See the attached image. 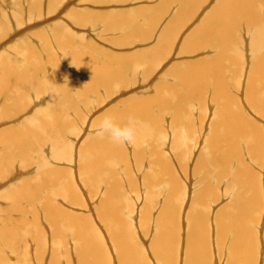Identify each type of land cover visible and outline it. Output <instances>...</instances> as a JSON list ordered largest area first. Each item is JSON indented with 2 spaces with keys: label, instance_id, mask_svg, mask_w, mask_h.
Returning <instances> with one entry per match:
<instances>
[{
  "label": "bare ground",
  "instance_id": "bare-ground-1",
  "mask_svg": "<svg viewBox=\"0 0 264 264\" xmlns=\"http://www.w3.org/2000/svg\"><path fill=\"white\" fill-rule=\"evenodd\" d=\"M204 2L205 0H162L152 10L148 8L149 11L142 9L132 13L134 18H146L148 25L140 37L149 38L159 26L156 23L158 19L161 22L171 7L178 4L174 17L170 18L173 21L169 19L164 25L162 34H159L161 37H158L153 46L133 52L127 57L113 58L116 61H108V58L89 46L82 51L72 50L71 54L63 52L68 61L55 64L61 57L60 52L45 51L57 44L66 49L72 42V34L68 29L65 34H58L53 42L33 44L30 39L22 40L23 44L18 45L19 47L7 46L4 52L1 51L0 120L11 117L23 106L26 107L33 92L46 93L49 97L40 101L38 95L36 98L39 102L31 103L40 107H35V113L24 118L18 125L12 124L8 129L0 130V181L8 178L12 180L8 183L9 186L0 189V264H113L114 260L117 264H216L223 256L225 264L258 263L262 232L264 237V175H259V169L258 174L252 170L254 165L248 164V160L245 162V154L249 155L258 146L262 147L264 126H251L250 120L256 119L238 109L240 103H237V94L240 89L237 92L236 89L240 87L237 85L240 82L236 78L250 55L244 51L247 47L242 44L243 37L248 33L254 58L252 61L248 59L249 70L245 77L247 81H244L246 84L243 85L244 95L250 105L263 114L264 0H216L205 11L200 23L185 35L182 44L186 53L202 49L201 53L211 52L210 55L187 62L181 69L178 65H172L165 72L167 78L169 74L177 78L175 83L159 80L155 86H148L129 96L126 103L122 104L121 101L110 107L106 116H112L117 123H125L130 115L136 118V135L130 143L134 145L133 149L128 144L127 148L125 143L115 144L107 136L97 137L94 130L105 117L97 115L91 120L90 131H94L93 134L80 146L86 156L78 155L74 159L76 156L72 157V152L68 154L71 139L77 137L76 133L86 123L85 113L91 111L95 104L102 103L104 97L111 94V89H116V83H125L124 78L128 77L130 71L138 70L140 64L136 65L137 63L147 61L144 74L148 75V69L155 65L158 57L161 58L175 44L174 39L180 32L178 29L189 19L192 20L194 15H199L198 9L205 10ZM37 4V0H0V40L11 35V30L23 25L25 11L31 10L32 15V10L39 7ZM40 10L38 8V13ZM72 14L74 17L78 14L79 21L85 23L88 14L94 13L84 10L78 13L72 11ZM95 15L105 19L109 28L120 29L125 23L119 18L125 17L126 20L128 13ZM132 15L128 20L133 18ZM131 25L137 26L135 23ZM138 29L136 27L128 34L124 33L125 38H114V42L119 40L124 43L123 40L135 38ZM39 30L41 31L40 28ZM105 51H101V54L107 56ZM45 53H48L47 58L52 64L50 73L46 69L44 72L42 55H38ZM68 63L72 65L67 67ZM61 75L64 77L62 80L59 79ZM112 93L114 94L113 90ZM210 95H214L215 99H209ZM203 101H206V108H210L213 115L210 134L204 143L210 151L198 156L194 165L200 169L207 166L204 173H210L211 167L218 169L214 170L215 174L205 178L212 187L202 185L197 192L190 194L191 204L189 203L184 219L182 209L187 190L176 178H181L182 174L180 177L176 176L172 162L174 159L167 155L163 146L160 148L159 140H162L163 133H167L162 123L168 111L173 110L172 120L177 123V131L174 130L176 127H172L175 135L178 128L179 131L182 130L181 124H178L183 119L186 124L182 127L190 130L191 125H194L190 121L192 117L186 118L189 110L187 105L190 102L201 104ZM209 104L212 106H208ZM200 113L203 114L202 111ZM206 118H202V127L206 124ZM178 133L176 138L180 137L181 131ZM176 140L174 148L181 147L183 142ZM129 154H132L130 159ZM70 155L76 161L73 168L66 165L64 160L63 164L57 166L58 159H67ZM237 159L243 160L241 171L247 176V180L243 182V190H255L256 200L249 202L240 197L236 200L237 196L234 194L231 197L235 202L232 199L230 201V206L233 207H219L215 217L212 216L215 222L211 224L208 211H202L208 200L205 197L212 196L214 204L221 196L216 194L222 187L219 183L226 179L227 174L230 177V172H226L228 169L240 167L234 166ZM185 168L181 170L187 172ZM165 172L169 175L167 182ZM188 174L186 173L187 177ZM237 174L236 177L232 174V178L237 179ZM196 184L195 182L193 187L199 186ZM162 185H167V188H161ZM159 192H164V196L157 197ZM138 194L144 199L152 195L148 197L146 205H141L139 213H135L134 204L141 198ZM158 206L159 210L155 215L154 211ZM88 208L92 213L85 212ZM93 214L98 217L102 229L92 219ZM112 215H116L115 220L111 219ZM145 219L153 220L152 226L157 230V233L151 234L149 241L142 231L149 229ZM164 219L169 224L166 229L162 226ZM182 225H185L187 233L181 251L179 236ZM185 253L188 258H184ZM262 255L264 264V254Z\"/></svg>",
  "mask_w": 264,
  "mask_h": 264
},
{
  "label": "rangeland",
  "instance_id": "rangeland-1",
  "mask_svg": "<svg viewBox=\"0 0 264 264\" xmlns=\"http://www.w3.org/2000/svg\"><path fill=\"white\" fill-rule=\"evenodd\" d=\"M37 1H38V4H39V5L38 4L37 5L39 7L36 6L32 10V13H33L32 15H31V10H26L25 13H24L25 16H24L23 19L25 20L26 23L23 20V22H24L23 25L21 24V26H19V27L16 28V30H11L13 34L11 33V35L9 34L8 37H5V39L3 38V39L0 40V53H2L1 51L4 52V50L6 49L7 46H10L11 48L12 47H16L18 45L20 46V45L23 44V41H26V40H29V39L33 41L32 42L33 44L34 43H42V42H46V41L53 42V41L56 40L58 34H65L66 30L68 29V31L70 32V34H72V38L73 39L71 38L72 42L70 43V45L67 46L66 49L61 48L59 46V44H57L58 47L57 46H54V47H51L50 48L51 51H50V49H46V51H45V52H48V53H50V52L59 53L60 52V54H61V57L60 58L63 59V60H65V61L62 62L61 59L59 58L55 62V64H61V63H64V62H67L68 61V58L64 54H62L63 52L66 53V54H71V51L72 50L73 51H82V49L84 47H88L89 48V46H92L93 48H95V50H97L100 53L101 56L108 58L107 59L108 61H111V60H115L116 61L117 59H113V58H117V57L118 58H122L123 56L127 57L129 54H131L133 52L136 53L137 51L139 52L140 50L142 51V50L146 49V47L149 48V47L153 46L156 43V41H158V39L161 37L159 34H162V29H163L164 25L169 22V19L170 18H173L174 17V15L176 13V10H177V7H178V4H175L174 6H172L171 9H170V11H169V13L162 19L161 22L158 19V21L156 23H159V26H157L156 29L153 31L152 37H149V38H141L140 36H142L143 32H145L146 25H148L147 20H146V18H143V17L134 18V16L132 15V13L138 12V11H140L142 9L148 10V8H150L152 10L162 0H153V1L152 0H54V1L52 0V2L54 4L51 3V0H48V1L47 0H37ZM48 2H50V3H48ZM209 2H210V4H208ZM214 2H216V0H205V2H204L205 3V6H206L205 7V10L203 8L198 9L199 15H197V14L194 15L195 18L193 17L192 20L189 19L187 21V23L185 22V25H183V27L180 28V30L178 29V31H180V32L177 33L178 35H176V37H175L176 39H174V43L175 44H173L169 49H167L166 50L167 52L165 54H163L161 58L158 57V60L155 63L156 66L154 65L150 69H148V72H149L150 75L149 74L148 75L147 74H144L145 73V70H146L145 69L146 68L145 62H147V61H145V62L142 61V62L137 63L136 65H139L140 64L139 67H138V70H134V72H131L130 71L131 74L129 73L128 77L126 79L124 78L125 83H120V82L116 83L114 85V88H116V89H113L112 88L111 89V94L109 96L108 95L105 96L104 97V101L102 103L95 104L93 106V108L91 109V111L88 110L87 113H85L86 114V117H85L86 118V120H85L86 123H83V128L81 130H79V132L76 133L77 137L74 136L73 139H71V142H70L71 149L69 147L68 154L72 152L73 153V156L72 157H74V155L76 156V157H74V159H77L78 158V155H80L82 157L86 156V155H84V153L81 150L80 146L85 141V139L88 138V137H90L91 134H93V132H94V131H90V128H91L90 125H92L91 120L94 117H96L97 115L98 116L99 115H104V116L108 115L109 114L110 107L113 104L114 105L115 104H118L121 101H122L121 102L122 104L123 103H126L128 101L129 96L133 95L134 93L138 92L139 90H145V89H147L148 86H151V85L152 86H155L156 85L155 83L157 81L159 82V80H163V81H167V82H171V83L174 82L175 83L176 81H178L177 78L176 77H173L171 74H169L168 75L169 78H167L166 72H165L167 69H169L170 67H172V65H178L180 67V69H181V68H184L186 66L187 62L193 61L194 59H198V57L200 58L201 56L202 57H206L207 55H210L211 52L210 53H207V54L206 53L205 54L204 53H201L200 50H202V49H199V50H196V51H193V52L186 53L187 51L186 50H183L184 47H182L183 46L182 44H184V41L183 40H185V37H186L185 35H187L188 32H190V31L193 30L192 27H194L195 25H197L198 23H200V21L202 20V17L204 16L205 11H207L209 9V7L212 4H214ZM26 4H27V2L25 3V5ZM57 4H58V6H57ZM25 5H23V6H25ZM38 8L41 9L40 10V13H38ZM84 10H86V12L88 11V12L94 13V14H88L87 18L84 21L85 23L79 21L78 14H75V17L72 14V11L78 13V12H81V11H84ZM122 12L123 13H128V15L126 17V20H125V17H123L122 15L121 16L123 18H119V19H122L123 20V24L125 23V25L122 24L123 26H121L120 29H118L119 27H117V28H114L115 30L112 29V28H109L106 25V23L104 22L105 19L102 20L101 18H97L96 15H95L96 13H101V15H106L107 16V15H111V14H114V15L121 14ZM130 14L133 16V18L131 20H128L129 17H130ZM27 15H29V16L31 15L30 18L33 19V20L28 19V16ZM92 15H93V17H92ZM32 16H33V18H32ZM36 16H37V18H36ZM11 18H13V16H11ZM263 18H264V16H263ZM77 19H78V21H77ZM170 20L173 21V19H170ZM131 21H132V23L137 24V26L135 25V27H133V25H131L132 24ZM53 24H55V25H53ZM64 24H65V26H63ZM138 24H139V26H138ZM169 24L171 25V22ZM136 27H137V29L139 27L138 30L140 32L137 30V34L135 35V38L133 37V38H131V40H123L124 43L122 41H119V40L117 42L116 41L114 42V38L115 39L116 38H121V37L125 38L126 35L124 33H127L128 34L129 32H132L131 30H134ZM39 28L41 29V31L39 30ZM55 28H57V29H55ZM47 29H48V31H47ZM44 30H46V31H44ZM176 31H175V33H176ZM31 33H32V35H31ZM46 33H47V35L50 34V36L48 37L46 35ZM33 34L34 35L36 34V36H34ZM44 35H45V37H44ZM62 36H64V35H62ZM245 36L246 37H243L244 41L242 40L243 41L242 44H244L243 46H246L247 47V49H244V51L247 52L248 54H250L249 57H248V59L252 61V59L254 58V55H253L252 48H251L252 46H250L251 39H249L248 33ZM36 37H38V38H36ZM19 38H20V40H19ZM245 40H247V41H245ZM81 45H82V47H81ZM4 46H5V48H4ZM79 46H80V48H78ZM53 48L55 50H53ZM19 49H17V50H19ZM103 50L104 51L106 50L105 52H107V54H108L107 56H104L103 53L101 54V51H103ZM48 53L47 54L46 53L45 54H38V55H42L43 65L45 66V68H43L44 72H45V69H46L47 73H50L52 71V68H51L52 67V64L49 61L50 59L47 58L48 57ZM114 53L116 55H114ZM117 54H118V56H117ZM44 55H45V57H44ZM245 58H247V57H245ZM164 59H167V60H164ZM248 59H246L247 61H246L245 65H244V68L242 70L243 73L242 72L240 73L241 75L243 74V76H241L238 73V76L236 78V80L240 82L239 84H237L240 87L236 89V92H237L238 89H240L238 91V94H237V100H238L237 103H238V105L240 103L238 109L243 110L248 117L253 118V119H256L254 121L253 120H250V122H249L250 125L253 126V127H255V128H259L260 125L264 126V113L261 114L260 112H257L256 109L253 108L250 105V103L248 102V100L245 98V95H244L245 87L243 85L246 84V83H244V81L245 82L247 81V80H245V77L247 76V72L249 70V61H248ZM71 63H68L66 66L68 67L69 65H72ZM239 66H242V64L239 65ZM71 68L72 67H70L69 70H71ZM139 69H141V70L139 71ZM144 75H147V76H144ZM59 77L58 78L61 79V80L64 79V77L62 75L59 76ZM171 78H173V79H171ZM240 78H241V80H240ZM128 82H130V83H128ZM237 85H235V87ZM112 90L114 91V94L112 93ZM209 94H211V92ZM209 94H207V95H209ZM38 95L40 96L39 97L40 98V101L43 100V99L46 100L49 97V94H46V93H40L39 94L38 92H33V94H30V96H29V102L26 105V107L23 106L20 110L14 112L13 114L11 113L12 114V115L10 114L11 117L9 116L8 118L6 117V118L0 120V130L1 129L2 130L3 129H8V128H10V126H13V125L14 126L15 125H18L20 122H22V120L24 118H26L27 116H30L33 113H35V110H37L38 108H40L38 106V104L37 105H33V104H35V102L36 103L39 102V99L36 98V97H38ZM213 96L210 95L209 96V99H211ZM32 99H34L36 101H34V100L31 101ZM126 99H127V101H126ZM213 99H215V97H213ZM208 102L209 101L207 100V103ZM31 103H33V104H31ZM190 103H189V106L187 105V107H188L189 110L186 113L187 114L186 118L189 117L187 119H191L190 117H192V120H190V121L193 122L194 125H191V129L190 130L187 129V128L182 127L184 124H186L185 123V121H186L185 119H183L178 124V125L181 124L182 130H180V131H181V135L183 137L181 135H180V137L183 140L180 137L176 138V136H177L176 134L178 132L180 133L179 128H178V132L177 133L175 132L176 134L174 135V130L177 131L176 130L177 129V126H176L177 123H175L172 120L171 113L173 112V110L168 111V112L166 111L167 112V116H166L164 122L162 123V125H164L165 132H167L168 134L165 133V135H164V133H163L162 140H159V142H160V148H162V146H163V149H164L165 152H167V155L169 157L171 156L170 157L171 159L172 158L174 159V160L172 159L173 160L172 162H173V165H174V169H176L175 170L176 176H179V175L181 176V174H182L181 178H178V177H176V178L180 181V183L182 185H184L185 191L187 190L186 191L187 192V198H186L185 203H184V208L182 209V215L184 216V219H186V216H185L186 213L185 212H188L187 209H189L188 206H189V203L191 202V197H189L190 194L192 195L194 192H197L200 187L202 188V185L203 186L204 185L211 186V183L208 180H205V178H206L207 175L210 176L212 174H215L216 172L214 170L217 171V169H218V167H216V169H215V167H211L210 168V170H211L210 173H206V172L204 173V169H206L207 166H205V168L204 167H201V169H200L199 166L197 168H195L196 165H194V163L196 164L197 160L199 159L198 156L202 155L206 151H210V150H208L207 146L204 143H205L207 137L210 134V131H209L210 130V124H211L210 120L213 117V115H211L210 108H206L207 107L206 104H205L206 101L201 102V104L196 103V102H193L191 104ZM216 103H214L215 106H216ZM233 104L236 106V103H233ZM32 105H33L34 108L32 107ZM194 106H196V108ZM208 106H212V104H209ZM202 107H203V110L205 109L204 111L201 110ZM190 108H193V109H190ZM201 111L203 112V114L200 113ZM192 112H193V114H192ZM204 112L206 113L205 115H204ZM201 114H202V116H201V118H199L200 117L199 115H201ZM203 115L205 117H207L205 119L206 120V124L204 125V127H202V118L204 117ZM199 119H201V120H199ZM191 122H190V124H191ZM172 127L173 128L176 127V128H174V130H173ZM201 127L203 129H201ZM188 130L190 131L189 133H188ZM262 135H263V132H262ZM173 137H175V138H173ZM176 139H178L180 142H183L184 145L182 144L181 147H175L174 148L173 144L177 143V142H175ZM178 140H176V141H178ZM262 140H263L262 147L261 146H258V148H255L249 155H248V153L245 154V158H246V161L245 162H247V160H248L250 162V163L248 162V164L254 165V167H251L250 165L249 166L252 168V170L254 172H257V174L260 173V172L257 171L259 169V171H261V174H259V175H264V173H263V171H264V169H263L264 168V136H263V139ZM161 143H163V144H161ZM127 144L131 148L134 146L133 144L125 143V146L127 148H128ZM195 150H196V152H195ZM192 153H194V154H192ZM131 156H132V154H129L128 155L129 159L131 158ZM153 156H154V154L151 155V157H153ZM251 156H252V158H251ZM72 157L70 155L67 159H64V157L62 159H58V162L59 163H57V166H60L61 164H63V161L62 160H64L66 162V165H68L69 167H72L73 168V166L75 165L76 161L73 160ZM178 157H179V159H178ZM180 160H181V162H180ZM61 161H62V163H61ZM130 162L132 163V161H130ZM261 163L263 164V167L261 166L262 165ZM187 164H188V166H187ZM243 165H244L243 164V160L237 159V161L235 162L234 166H236V167H239L240 166V167L238 169L231 168L230 170L228 169L226 171L227 173L230 172L231 175L229 177V174L226 173L227 174L226 175V179H224L223 182H220L219 183V184H221L222 187L219 188L220 191L216 192V194L217 195H221V196H219V198H217V200H215L214 204H212L213 203L212 196L211 197L209 196L210 198L209 197H205V198H208V200L207 199L206 200L209 201L210 205H209V203L207 201H205L204 206H205V209L208 206V208H207L208 210L203 209L202 211L204 213L208 211L207 213L209 215V221L211 222V224H212V222H215V219L213 217H215L216 210H218L219 207L226 206L225 209H229V207H231V208L233 207V206H230V205H232V202H230V201H231V199L233 200L232 197H233L234 194L237 196L236 197V200H238V198L240 197V199H242V200H246V201H249V202H252V201L255 202V200H256L255 194H254L255 190H253V189L246 190L245 188L243 190V182H245L247 180V176L244 175L242 173V171H241V167ZM185 166L187 168H185ZM183 167L185 168V170L187 172L183 171L184 170ZM134 168H133V170H134ZM181 169H183V170H181ZM155 170L156 169L153 167V172H155ZM176 171H178L179 174ZM192 171H194V173H192ZM186 173L187 174L189 173L188 174V177L189 178L187 177ZM201 174L205 175L204 178H203V175H201ZM232 174H233V176L235 174L234 177H236V174H237V176H238L237 179L236 178L233 179L232 178ZM11 175H13V174H11ZM194 176H195V178H194ZM168 177H169V175H167V172H165V181L166 182H167ZM231 179H233V181ZM237 180H239V181H237ZM11 181L12 180H9V178L8 179H5L3 181H0V189H2L4 187L6 188L7 186H9L10 184H8V183H10ZM187 181H189V182H187ZM195 182L197 183L196 186L199 185L198 187H193V186H195ZM193 183H194V185H193ZM168 184L170 185V187H173V184L172 183H169L168 182ZM232 184H233V186H232ZM237 188H238V190H237ZM225 192H226V195H224ZM138 195H140V194H138ZM150 195H152V194H150ZM140 196H141V198H140L139 202H137V203L134 204L135 205V213H139L138 211L140 210L141 205L142 206L146 205V203L148 201V197L149 196L146 197L147 199H144L142 197V195H140ZM159 196L163 197L164 196V192H159L157 197H159ZM161 197H159V198H161ZM97 198H98V195H97ZM116 198H118V196H116ZM226 199H227V202H226ZM143 201H145V204H144ZM159 206H158V209L155 208V211H154L155 215L157 214V212L159 210ZM204 206L201 207V208H204ZM209 206H210V209H209ZM91 207H93L92 204H91ZM197 207L200 208V205H198ZM85 212L86 213H90V212L92 213V211H90L89 208ZM183 212H184V214H183ZM213 212H215V213H213ZM236 212H237V210H235V213ZM91 217H92L93 220L94 219L96 220V221L94 220L96 222V224L98 222L97 225L100 226V228H101L102 224L97 219L98 217L97 216H94V214ZM111 219L112 220H115L116 219V215H112ZM144 221H145L146 226L149 229H146V230L143 229L142 230L144 232L143 233V236L144 237H147L146 240L149 241V237L151 238V234L157 233V230L152 226V221L153 220L150 221V220L145 219ZM263 221H264V218H263ZM162 226H163L164 229H166L169 226V224L166 221V219L163 220ZM181 228H182V230L180 231L181 233H180L179 238H180V250L182 251L183 250L184 243L186 241L187 229H186L185 225L184 226L182 225ZM211 228H212V226H211ZM149 231H150V233H149ZM103 232H105V230H103ZM260 236L261 237H260V241H259V247H260L259 254L262 255V254H264V253H262L264 251V244H263L264 243V237H263V232L260 234ZM212 246H214V245H212ZM261 255H259L258 263L257 264H263V255H262V257H261ZM113 258H114V256H113ZM184 258H188V254L187 253L184 254ZM223 258H224V256L222 257V259L219 258V260L216 262V264L217 263L218 264H221V263L222 264H225V261L223 260ZM150 259L152 261V258L151 257H150ZM152 263H153V261H152ZM113 264H117V261L114 260Z\"/></svg>",
  "mask_w": 264,
  "mask_h": 264
},
{
  "label": "clouds",
  "instance_id": "clouds-1",
  "mask_svg": "<svg viewBox=\"0 0 264 264\" xmlns=\"http://www.w3.org/2000/svg\"><path fill=\"white\" fill-rule=\"evenodd\" d=\"M136 125L137 120L131 115L123 124L117 123L112 116H105L94 131L97 137L107 136L115 144L132 143L136 135ZM161 188H167V185H162Z\"/></svg>",
  "mask_w": 264,
  "mask_h": 264
}]
</instances>
